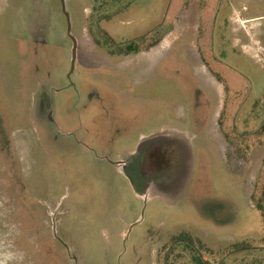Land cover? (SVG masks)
I'll list each match as a JSON object with an SVG mask.
<instances>
[{
  "label": "rangeland",
  "instance_id": "rangeland-1",
  "mask_svg": "<svg viewBox=\"0 0 264 264\" xmlns=\"http://www.w3.org/2000/svg\"><path fill=\"white\" fill-rule=\"evenodd\" d=\"M149 2L0 0V264H192L182 234L264 264V0ZM155 24L164 53H107ZM174 127L190 146L150 158Z\"/></svg>",
  "mask_w": 264,
  "mask_h": 264
},
{
  "label": "crops",
  "instance_id": "crops-1",
  "mask_svg": "<svg viewBox=\"0 0 264 264\" xmlns=\"http://www.w3.org/2000/svg\"><path fill=\"white\" fill-rule=\"evenodd\" d=\"M77 1L81 3L82 0H77ZM157 6H158L157 0H150V2L148 3V6L147 5L145 6V7H147V12H146L147 15L146 16H150L152 14L155 15L156 10H157ZM170 8H172V7H170ZM86 9H87V7H86ZM179 9L182 11L183 14H176L175 18L171 17L172 18V25H174V23L176 24L177 22H179L178 20H181V22H179V23L183 22L184 25L185 24L187 25L189 22V18H190V13H188V10L190 9V7L182 4ZM195 9H199V7L197 5H195ZM171 16H172V14H171ZM197 17H198V19L199 18L201 19V13H197ZM157 25L154 26V28L151 31H149L148 35L142 36L140 38H143L146 36L151 37L153 35H156L157 33H160L161 29H165L164 27L166 26V25H162L161 27H158ZM172 33H173V31L171 32V30H169V32L167 33L166 36H162L160 38V41L158 44H156L155 46H153L149 49L143 50L137 54L119 56V55H113L109 51H107V53L111 56L122 57L125 59L131 58L135 55L136 56H144V57H155L156 55H159L160 52L162 53L164 50H167V48H171L175 45V42L173 40L174 35ZM140 38H138V39H140ZM92 40H93V42H95V39H92ZM77 43L79 44L78 40H77ZM198 58H199V55H198ZM201 59L202 58L200 57L199 61ZM199 73H200V76L203 77L204 80H206L207 88L209 86L213 87V89L215 91H217V95L219 96V99H220L223 90H225V87L223 86L224 84L222 82H220L219 79H217L215 74H213V72H211L209 67H206L205 64L199 65ZM199 106H201V105H199ZM197 118L199 119V117H193L194 120H197ZM163 137L170 138L169 141H171V142L173 141V143L175 145L180 146V147L185 146V148H188V146H190V144H191L188 133L184 132V130L180 127H174L171 129L170 128H164V131H160V132H158L156 134H152L150 136H145V137L142 136L141 146L143 144H145V141L149 142L151 139H153V140H151V142H152V141H156L158 139H161ZM198 137L200 138V136H198ZM198 137H197V139H199ZM213 138H214V141H211L212 145L215 142L217 143L218 139L220 142H222L223 138L225 139V135L221 132L219 135H214ZM200 143L202 144V146L206 145L205 144L206 141H204V140L200 141ZM217 144L222 145L221 143H217Z\"/></svg>",
  "mask_w": 264,
  "mask_h": 264
},
{
  "label": "trees",
  "instance_id": "trees-1",
  "mask_svg": "<svg viewBox=\"0 0 264 264\" xmlns=\"http://www.w3.org/2000/svg\"><path fill=\"white\" fill-rule=\"evenodd\" d=\"M159 33L156 35H153L151 37L146 36L143 38H140L134 42L128 43L124 46L120 47H112L109 51L113 55H132L137 54L143 50L149 49L156 44L159 43L160 38L158 37ZM261 133H264V126L262 127ZM259 209L264 213V206L259 204ZM174 242L176 243H182L185 246V251L189 252V254L192 256V264H213L209 260H206L203 255L202 250H198L196 248V244H200L201 248H204V244L200 239H197L195 237L190 236L189 234H182L177 239H174ZM251 250L249 246L245 244H236L233 248V253L235 252H243V251H249ZM170 255V254H169ZM169 256L166 258V264H168ZM221 264H225V262H222Z\"/></svg>",
  "mask_w": 264,
  "mask_h": 264
},
{
  "label": "flooded vegetation",
  "instance_id": "flooded-vegetation-1",
  "mask_svg": "<svg viewBox=\"0 0 264 264\" xmlns=\"http://www.w3.org/2000/svg\"><path fill=\"white\" fill-rule=\"evenodd\" d=\"M198 3V6H199V10L200 11H203L205 8H203V4L202 3H200L199 1L197 2ZM187 6L189 5V4H186ZM202 18V17H201ZM151 140H153V139H151ZM151 140L149 141V142H146L145 141V144H143V146H147L149 143H151ZM160 139H158V140H156V141H159ZM161 141V140H160ZM168 143H167V145H161V146H156V147H154V148H151L150 150H149V153H148V155H149V157L150 158H153L154 159V156L157 154V153H160V154H165L166 156H168V154H169V151L170 152H172V153H183V149L180 147V146H177V145H175L174 143H173V141L171 142V141H167ZM164 146V147H163ZM169 150V151H168ZM165 163H170V161H169V159H168V161H166ZM121 164H123V163H121Z\"/></svg>",
  "mask_w": 264,
  "mask_h": 264
},
{
  "label": "water",
  "instance_id": "water-1",
  "mask_svg": "<svg viewBox=\"0 0 264 264\" xmlns=\"http://www.w3.org/2000/svg\"><path fill=\"white\" fill-rule=\"evenodd\" d=\"M62 2H63V6H64V11H66L65 0H62ZM69 33H71V31H70ZM72 39L74 40V44H75V46H74V62H73V63H75V59H76V50H77V45H78V43H77V40H76L74 37H72Z\"/></svg>",
  "mask_w": 264,
  "mask_h": 264
}]
</instances>
